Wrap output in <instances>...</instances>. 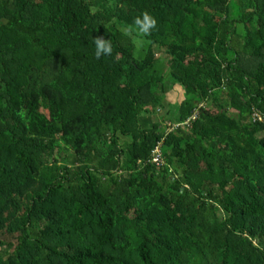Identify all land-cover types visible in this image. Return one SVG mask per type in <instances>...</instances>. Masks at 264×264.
Masks as SVG:
<instances>
[{"label": "trees", "instance_id": "trees-1", "mask_svg": "<svg viewBox=\"0 0 264 264\" xmlns=\"http://www.w3.org/2000/svg\"><path fill=\"white\" fill-rule=\"evenodd\" d=\"M144 10L137 48L123 29ZM0 248L264 264V0H0Z\"/></svg>", "mask_w": 264, "mask_h": 264}, {"label": "clouds", "instance_id": "clouds-1", "mask_svg": "<svg viewBox=\"0 0 264 264\" xmlns=\"http://www.w3.org/2000/svg\"><path fill=\"white\" fill-rule=\"evenodd\" d=\"M157 27L156 18L147 10L137 15L130 25L125 26L123 35L127 37L135 47L140 48L144 43V37L151 34L152 30ZM95 46L94 56L97 60L103 56H110L113 52V46L110 39L104 36L92 37Z\"/></svg>", "mask_w": 264, "mask_h": 264}, {"label": "built area", "instance_id": "built-area-1", "mask_svg": "<svg viewBox=\"0 0 264 264\" xmlns=\"http://www.w3.org/2000/svg\"><path fill=\"white\" fill-rule=\"evenodd\" d=\"M197 109H198V107H195V109H194L193 113L191 114V116L184 120L186 123H189L191 120H194L195 117H197V115H198V110ZM251 116H252L253 120L263 119V116L257 111H253L251 113ZM153 161L156 162V163H159L160 158L158 157V155L153 156Z\"/></svg>", "mask_w": 264, "mask_h": 264}, {"label": "rangeland", "instance_id": "rangeland-1", "mask_svg": "<svg viewBox=\"0 0 264 264\" xmlns=\"http://www.w3.org/2000/svg\"><path fill=\"white\" fill-rule=\"evenodd\" d=\"M154 50H155V54L158 56V55L160 54V53H159V50H158L156 47H154ZM166 96H167L170 100H172L173 98L175 99L176 94L173 93V92L171 91V92H169V93H166ZM198 105H199V103H198ZM0 255L5 256V254H4V250H3L2 248H0Z\"/></svg>", "mask_w": 264, "mask_h": 264}]
</instances>
